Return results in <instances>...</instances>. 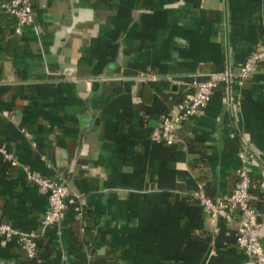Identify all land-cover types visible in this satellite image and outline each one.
Listing matches in <instances>:
<instances>
[{
  "label": "crops",
  "instance_id": "0c3cea01",
  "mask_svg": "<svg viewBox=\"0 0 264 264\" xmlns=\"http://www.w3.org/2000/svg\"><path fill=\"white\" fill-rule=\"evenodd\" d=\"M31 6L21 33L0 10V221L39 236L31 259L0 236V264L241 263L237 222L212 220L193 192L232 191L242 140L264 246V61L216 88L174 143L151 137L194 81L264 49V0ZM27 173L66 182L81 216L41 228L47 196Z\"/></svg>",
  "mask_w": 264,
  "mask_h": 264
},
{
  "label": "built area",
  "instance_id": "2783aa9c",
  "mask_svg": "<svg viewBox=\"0 0 264 264\" xmlns=\"http://www.w3.org/2000/svg\"><path fill=\"white\" fill-rule=\"evenodd\" d=\"M0 10L15 19V33H21L23 26L34 22L30 0H0ZM263 61L264 49L253 50L245 57L236 73L224 66L221 70L210 72L204 79L194 81L193 90L176 102L171 110L164 113L159 125L152 132V139L166 144L174 143L175 133L182 122L201 115L216 88L224 86L227 93H230L232 85H241L255 70L257 64ZM2 152L11 165H16V161L8 152ZM238 156L241 165L236 171L237 182L231 192L212 198L199 188L193 192V197L212 220L237 222L235 241L244 258L241 263L233 264H264V246L259 234L258 214L249 202L252 185L247 164L249 159L256 157V153L242 140ZM27 177L47 196V205L40 220L41 228L64 220L69 209L77 216H81L78 195L71 193L68 184L62 179L34 176L30 173H27ZM0 236L15 237L28 258L35 256L38 237L35 230L19 232L0 221Z\"/></svg>",
  "mask_w": 264,
  "mask_h": 264
},
{
  "label": "trees",
  "instance_id": "16d2710c",
  "mask_svg": "<svg viewBox=\"0 0 264 264\" xmlns=\"http://www.w3.org/2000/svg\"><path fill=\"white\" fill-rule=\"evenodd\" d=\"M30 2H31V0H30ZM183 98V96L180 98V100ZM249 202H250V200H249ZM81 220V219H80ZM36 231V230H35ZM37 236H39V234H38V231H37Z\"/></svg>",
  "mask_w": 264,
  "mask_h": 264
}]
</instances>
